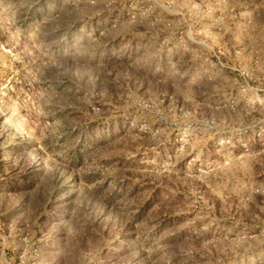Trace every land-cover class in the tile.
I'll list each match as a JSON object with an SVG mask.
<instances>
[{
    "label": "rangeland",
    "instance_id": "rangeland-1",
    "mask_svg": "<svg viewBox=\"0 0 264 264\" xmlns=\"http://www.w3.org/2000/svg\"><path fill=\"white\" fill-rule=\"evenodd\" d=\"M0 264H264V0H0Z\"/></svg>",
    "mask_w": 264,
    "mask_h": 264
}]
</instances>
